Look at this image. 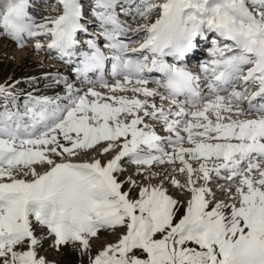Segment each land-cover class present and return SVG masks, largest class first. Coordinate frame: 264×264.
<instances>
[{
  "label": "snow or ice",
  "instance_id": "6c2138e0",
  "mask_svg": "<svg viewBox=\"0 0 264 264\" xmlns=\"http://www.w3.org/2000/svg\"><path fill=\"white\" fill-rule=\"evenodd\" d=\"M57 3L61 14L39 22L30 0L0 6V35L34 39V52L50 37L49 53L87 86L57 73L62 93L21 103V81L0 84V264H47L34 223L57 248L78 244L88 264H264V0H87L98 33L86 0ZM202 42L203 77L187 66ZM177 162L186 184L149 171ZM214 177L228 202L215 199ZM102 231L120 234L93 255Z\"/></svg>",
  "mask_w": 264,
  "mask_h": 264
},
{
  "label": "rangeland",
  "instance_id": "374dc122",
  "mask_svg": "<svg viewBox=\"0 0 264 264\" xmlns=\"http://www.w3.org/2000/svg\"><path fill=\"white\" fill-rule=\"evenodd\" d=\"M46 3L47 6H43L42 9H39L37 11L38 15L35 17L37 22L41 21L44 17H55L60 14L61 9L60 5L57 3V0H55L53 4L49 1H46ZM3 4L4 2H1L0 6H2ZM50 4H52L51 8L49 6ZM53 8L55 10H53ZM157 16L158 13H153V15L149 18L147 22H153V20L156 19ZM128 20L134 22L136 25L145 22L143 19L140 18H137L136 20L128 18ZM43 40V37H40L39 41L44 43ZM9 41L12 43H10ZM0 42L2 43H0V84H11L13 81H21V83L17 85V88L15 89L17 94L21 95V103L23 101V93L34 92V94L37 96H53L57 93L63 92L64 89L61 87L63 83L59 85L55 84L53 79L51 78L55 76L51 73L56 70H60L62 71V73H72L71 69L70 71L69 69L63 68V66L66 67L67 65H57L58 63L54 58H50L49 56H47L48 53L44 52L43 54L41 52L45 51L44 49L38 52H34L33 44H24L22 48L17 45L16 41H13L11 38L3 35H0ZM22 50H26L24 51V54L20 53V51L23 52ZM48 63L49 65H53L54 69L50 70ZM45 73H48L47 75L50 77L49 79H44L46 75ZM30 78H34V80H30ZM68 80L72 81L73 78H69ZM76 84L78 86H81V84H79L78 82H76ZM97 89L100 91H106L105 89H101L98 86ZM118 94L128 96L133 95L130 92L117 93V95ZM156 129L158 130H156L158 134H166L163 129H161L159 126H157ZM185 146H188L187 143L185 144ZM93 155H95V153H89V157ZM110 155H115V153L104 155L105 160L110 158ZM102 157L103 156H100L98 158L102 159ZM81 159H84V157H81ZM192 164L194 168L198 167L197 162L192 161ZM179 166V162H177L175 165H155L149 171H154L157 173H169L171 175H174L175 178L179 180L181 184H186V174L180 172H172V169L174 167ZM124 167H126L128 170L127 174H131L137 166L125 160ZM38 170L42 171L43 169L38 168ZM121 179H123V177H121ZM160 179V176H155L149 181H145V183H151L153 185H156L159 184ZM218 184H227V181L218 180L215 177L213 178L210 187L212 188L213 192L216 193L215 199H220L224 200L225 202H228V194L221 191V189L217 186ZM164 187L168 190V194L172 195L174 198H180L182 201L190 199V193L187 191V188H185L184 191L179 192L178 195V190L175 188V186L170 183V181H166L164 183ZM234 188L235 185H233V190ZM124 190L127 191V185H125ZM209 199L212 200L213 203L215 202V199H213L212 197H209ZM33 226L35 228V234L38 238H41V243L36 247L37 256L43 257L46 260L47 264H88V257L87 255H82L80 253V251L78 250V244L70 243L68 245H62L57 248L53 243L52 237L47 235V230L43 226L36 225L35 223ZM119 234L120 233L113 234L102 231L100 233V239H93V241L97 240L98 244L97 242L94 243L92 241V254L95 255L107 243L115 242Z\"/></svg>",
  "mask_w": 264,
  "mask_h": 264
},
{
  "label": "bare ground",
  "instance_id": "6f19581e",
  "mask_svg": "<svg viewBox=\"0 0 264 264\" xmlns=\"http://www.w3.org/2000/svg\"><path fill=\"white\" fill-rule=\"evenodd\" d=\"M47 4V3H46ZM123 18H125L126 20H128V18H126V17H123ZM86 20V19H85ZM129 21V20H128ZM25 40H26V38H25ZM3 41V40H2ZM10 42V41H9ZM1 43V42H0ZM10 43H12V42H10ZM2 44V43H1ZM6 45V44H5ZM8 45V44H7ZM6 47V46H5ZM130 47H132V45H130ZM23 48V47H22ZM23 52H21L20 51V53H23L24 54V51H26V50H22ZM22 56V55H21ZM25 56H26V53H25ZM39 56H40V54H39ZM19 57V56H18ZM42 63V62H41ZM43 64V63H42ZM44 65V64H43ZM48 65H49V63H48ZM49 69L51 70V69H54V66L53 65H49ZM46 70V69H45ZM57 73H59L62 77H66V78H73V80L72 81H69V82H74V83H76V77L72 74V73H70V72H65V73H62V71H60V70H56V71H53L51 74H53L54 76H56L57 75ZM45 74H48V73H45ZM78 86V85H77ZM61 87L64 89V86L63 85H61ZM80 87H87L86 85H81ZM149 87H153L151 84H149ZM118 95H120V94H118ZM102 159H104L105 160V158H104V156L102 157ZM217 179V178H216ZM203 183V181L202 180H197V186H199L200 184H202ZM94 243L95 242H97V240H94L93 241ZM97 244H98V242H97Z\"/></svg>",
  "mask_w": 264,
  "mask_h": 264
}]
</instances>
